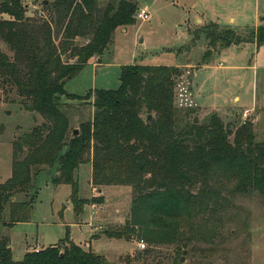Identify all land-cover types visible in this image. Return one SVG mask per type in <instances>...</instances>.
<instances>
[{"label":"trees","instance_id":"1","mask_svg":"<svg viewBox=\"0 0 264 264\" xmlns=\"http://www.w3.org/2000/svg\"><path fill=\"white\" fill-rule=\"evenodd\" d=\"M45 6L49 17L39 18L28 14L23 0H0V41L8 47L6 52L0 45V84L16 90L24 109L46 119L13 142L12 175L0 183V226L29 220L38 178L46 174L54 185H72L70 200L79 215L90 200L79 197L74 173L88 162L94 185L133 187L130 218L105 230L110 238L130 239L138 229L151 243L171 240L189 208L211 209L218 193L215 177L235 178L239 190L264 195V142L256 141L253 123L245 121L233 130L217 113L202 122L191 116L192 106L181 118L175 91L183 73L174 65H124L118 89L91 90L93 119L82 122L75 135L63 99L81 96L68 92L66 82L108 49L117 28L136 22L139 7L130 0L109 2L103 9L99 0H54ZM253 35L264 45V26ZM79 37L87 42L75 44ZM216 39L213 34L212 44ZM144 111L153 118H143ZM21 192L26 199L11 200ZM125 260L132 264L129 257ZM0 264L110 263L67 233L59 243L28 251L19 261L13 259L9 239L2 237Z\"/></svg>","mask_w":264,"mask_h":264},{"label":"rangeland","instance_id":"2","mask_svg":"<svg viewBox=\"0 0 264 264\" xmlns=\"http://www.w3.org/2000/svg\"><path fill=\"white\" fill-rule=\"evenodd\" d=\"M44 1L23 0L28 14L39 18L51 12ZM117 1L99 0V6L103 9ZM130 1L148 9L150 17L139 18L137 11L135 23L115 30L101 58H93L66 82L68 92L81 96L63 99L70 129L80 130L82 122L93 119L91 90L120 87L124 65H174L183 73L175 91L181 118L192 106V117L205 122L217 113L233 130L251 121L256 141L264 142V45L259 46L253 35L264 26V17L256 20L255 15L259 5L264 13V0L258 6L257 0ZM85 42L86 38L79 37L75 44ZM0 45L8 51L4 41ZM148 115L142 114L143 118ZM45 121L40 113L24 109L15 89L0 84V183L12 175L14 140ZM25 155L17 157L20 160ZM74 177L79 197L90 200L79 215L70 200L72 185H54L46 174L38 178L29 220L0 226V238L9 239L14 260H22L28 251L55 245L69 233L74 242L103 255L110 264H125L127 257L132 264H264V195L239 190L235 178L215 177L213 186L218 193L211 209L189 208L175 237L151 243L138 229L130 239L110 238L104 232L123 226L130 218L132 186L94 185L90 162L81 164ZM26 198L21 192L11 200ZM93 198L97 201L91 203ZM9 207L3 214L5 221Z\"/></svg>","mask_w":264,"mask_h":264},{"label":"built area","instance_id":"3","mask_svg":"<svg viewBox=\"0 0 264 264\" xmlns=\"http://www.w3.org/2000/svg\"><path fill=\"white\" fill-rule=\"evenodd\" d=\"M138 16H139V18H142L144 20H147L150 17V13H149L148 9H146V8H139V10H138ZM141 246L142 247H145V243L142 242Z\"/></svg>","mask_w":264,"mask_h":264},{"label":"crops","instance_id":"4","mask_svg":"<svg viewBox=\"0 0 264 264\" xmlns=\"http://www.w3.org/2000/svg\"><path fill=\"white\" fill-rule=\"evenodd\" d=\"M260 1H262V0H257V2L258 3H256V6H258L259 5V3H260ZM256 20L258 19V18H262V17H264V13H262L261 12V8H260V5L258 6V8L256 7ZM232 20H234V22H236V18H231ZM93 58H95V59H100L101 58V56H95V57H93ZM94 114V113H93ZM92 165V164H91Z\"/></svg>","mask_w":264,"mask_h":264},{"label":"water","instance_id":"5","mask_svg":"<svg viewBox=\"0 0 264 264\" xmlns=\"http://www.w3.org/2000/svg\"><path fill=\"white\" fill-rule=\"evenodd\" d=\"M44 3L47 4V3H48V0H45ZM229 43H231V42H229ZM213 58H214V57H213ZM148 119H149V120L152 119V115H151V114L148 115ZM78 133H79V130H78V129H75V130H74V134L76 135V134H78ZM12 198H13V197H12ZM183 259H184V258H183Z\"/></svg>","mask_w":264,"mask_h":264}]
</instances>
